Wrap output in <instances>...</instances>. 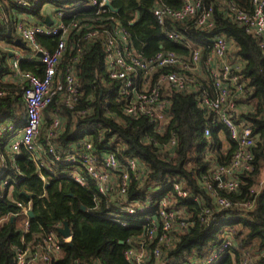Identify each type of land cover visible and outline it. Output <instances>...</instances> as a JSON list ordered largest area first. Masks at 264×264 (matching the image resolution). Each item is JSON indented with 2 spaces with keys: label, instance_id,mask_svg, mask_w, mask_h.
I'll return each instance as SVG.
<instances>
[{
  "label": "trees",
  "instance_id": "1",
  "mask_svg": "<svg viewBox=\"0 0 264 264\" xmlns=\"http://www.w3.org/2000/svg\"><path fill=\"white\" fill-rule=\"evenodd\" d=\"M74 1L88 3V0H42L22 8L9 0H0V42L24 54L30 53L17 35V18L26 16L29 24H43L48 15L42 11L46 4L56 9L65 7L68 11ZM110 1L118 12L108 8L106 14L96 16L90 9H85L79 11L77 17L75 13H66L63 20L67 24L77 21L93 31L99 25L106 24L109 18H115L131 33L134 49L144 58L149 59L160 51L188 54L184 46L165 38L153 17L152 9L160 0ZM161 1L173 9L180 8L182 4L181 0ZM202 1L205 7L213 8L215 25L212 30L197 34L208 43L215 36L231 39L236 45L233 55L244 63L241 75L245 93L236 99L238 123L252 129L255 145L252 148V170L239 174L237 191L218 189L217 182L213 180V166H228L237 146L222 124L212 123V115L198 107L195 94H172L169 125L163 134H157L156 126L147 118H131L124 114V101L118 92L120 84L108 79L100 41L92 39L83 42L88 33L74 30L61 60V68L65 70L72 64L78 49L73 41L87 49L76 64L79 100L73 109H68L58 96L53 99L43 112L39 142L45 146L46 131L53 115L64 119V131L54 140L59 155H65L75 147L77 150L82 149L79 145L82 139L97 141L100 131H105L101 134L102 142H96L95 149L98 152L118 150L119 157L134 158L151 172L143 185L132 181L127 193L128 201L144 204L150 200L152 203L146 213L138 212L135 216L123 213L122 219L129 223L128 227H123L111 216L121 207L118 197L115 198L116 193L109 196L100 194L94 180L82 170L87 185L80 186L69 178L70 170L75 169L69 165H58L53 172L43 169L44 182L26 151L22 150L18 157L13 156L11 143L7 141L0 145V220L17 214L18 203H31L34 218L30 219L27 234L22 232L21 217L12 218L13 221L9 218L0 223V264H14L16 247L21 246L23 237L26 242L36 245L51 231L58 232L65 222L69 223L72 236L67 241L58 232L61 256L49 263L39 264H132L126 260L125 252L137 247L136 242L142 238L144 227L149 223L145 218L154 215L157 210L155 205L165 198L175 201L176 208L183 210L189 225L186 231H178L177 237L173 236V244L163 246L160 259L151 256L148 264H205L221 248L226 236L233 240L232 247L216 264H241L245 258L264 264V51L259 47L258 38L226 17V2L249 9L251 0ZM171 27L182 29L181 24ZM36 40L51 53L59 41L58 38L45 36H37ZM12 59L13 56L0 49V92L3 93L0 96V131L7 129L4 138L11 136L8 129L23 127L27 119L22 99L23 84L5 79L10 73L8 64ZM19 68L20 71L36 75L42 73V67L29 55L19 62ZM210 125L213 126L212 135L207 138L204 130ZM172 133L177 135V147L169 151L158 148L156 143L167 144ZM149 137L154 140L145 142ZM47 161L52 162L53 156H48ZM205 177L213 192L228 199L234 207H217ZM6 180L7 184L3 185ZM172 182H182L189 198H179L171 187ZM194 197L198 198V202L191 200ZM243 204L252 206L246 208ZM205 209L213 212L210 218V223L214 221L212 226L200 221ZM158 246L149 244L147 248L153 251Z\"/></svg>",
  "mask_w": 264,
  "mask_h": 264
},
{
  "label": "built area",
  "instance_id": "2",
  "mask_svg": "<svg viewBox=\"0 0 264 264\" xmlns=\"http://www.w3.org/2000/svg\"><path fill=\"white\" fill-rule=\"evenodd\" d=\"M9 1L26 8L42 0ZM181 2L180 8L173 9L160 0L152 9V14L164 32L165 38L174 44L184 46L188 54L160 51L149 59L144 58L134 49L131 33L115 18L112 20L109 18L106 24L99 25L93 31L89 27L81 26L77 21L67 24L63 20L66 13H75L74 16L77 17L78 12L85 9H90L96 16H102L110 8V0H88V3L74 1L68 11L65 7L56 9L46 4L42 9L43 13L46 7L51 13L45 16L43 24H29L26 16L16 20L17 35L29 48L30 53L24 54L8 45H0L3 52L13 56L8 64L10 73L5 79L20 81L23 84L22 99L27 113L23 127L16 130L12 127L8 129L11 132L10 138H4L7 129L0 131V145L10 141V150L15 157H18L22 150L26 151L44 182L45 179L41 173L43 169L53 172L54 167L58 165H69L75 167L70 170L72 172L69 178L80 186L87 185L86 178L83 176L85 173L94 180L100 194L109 196L116 193L115 198L118 197L121 207L111 216L123 227L129 226V223L122 219L123 213L129 216H135L138 212L146 213L152 203L147 200L144 204H140L129 202L127 199L132 181L141 182L143 185L151 173L149 168L134 158L119 157L118 150L98 152L95 149L96 142H102L101 134L105 132L103 130L100 131L97 141L82 139L79 144L82 149L77 150L75 147L65 155H59L54 140L61 131H64V119L58 115H53L52 123L46 131L45 146L39 142L43 112L51 105L53 99L58 96L60 102L68 109H73L79 100L80 87L76 64L80 62L87 49L73 41L78 48L76 55L72 64L65 70L61 68V60L70 43V34L74 30L88 33L84 36L83 42L92 39L100 41L108 79L120 84L118 92L121 100L124 101V114L131 118H147L156 126L157 134H163L169 125L172 94H195L198 107L212 115V123L222 124L237 146L233 160L228 166H213V180L217 182L218 189L236 192L240 184L239 174L252 170L251 162L254 158L252 148L255 145V139L248 125L238 123L239 109L236 104V99L245 93V84L243 75H241L244 63L233 55L236 45L231 39L225 36H215L208 43L205 38L197 34V32L213 29L215 20L212 7H205L202 0H181ZM224 5L227 9L226 17L245 28L248 34L258 38L259 47L264 51V0H251L249 9L241 8L232 2H226ZM47 19L50 24L45 22ZM177 24H181L182 29L171 27ZM37 36L58 38L55 51L51 53L44 50L37 43ZM27 55L30 59L34 57L42 67L40 75L20 71L19 62L26 59ZM1 95L3 93L0 92ZM212 130V125L206 127L205 137L210 138ZM153 140L149 137L145 139V142L150 143ZM156 145L165 151L173 150L178 145L177 135L172 133L167 144L156 143ZM50 155L53 156L52 162L47 161ZM205 180L211 197L215 199L219 209L234 207L228 199L219 197L213 192L207 177ZM6 184L7 180L3 185ZM171 187L179 198H189L182 182H172ZM115 189H117L116 192ZM191 200L198 202L197 197ZM155 206L157 210L154 215L145 218L149 223L144 227L142 238L136 242L137 247H131L125 252V258L129 263L148 264L151 256L160 259L163 255V246L168 247L173 244V236L177 237L178 231H186L188 228V218L183 210L176 208L175 201L165 198ZM243 206L250 208L252 204H243ZM18 207L17 214L0 220V223L9 218L21 217L22 232L27 234L30 229L29 213L33 211L32 204L18 203ZM203 213L204 215L200 218L201 223L205 225L209 223L208 226H212L214 221L210 223V218L213 212L205 209ZM63 228L59 227L58 232ZM58 232L51 231L36 245L26 242L23 237L21 246L16 247L14 264L49 263L52 259L59 258L62 254V247ZM64 239L70 240V238ZM149 244L159 246L153 251H148ZM222 244L221 248L216 250L205 264H216L224 256L226 250L232 247L233 240L226 236ZM78 264L100 263L81 262ZM241 264L259 263L245 258Z\"/></svg>",
  "mask_w": 264,
  "mask_h": 264
},
{
  "label": "water",
  "instance_id": "3",
  "mask_svg": "<svg viewBox=\"0 0 264 264\" xmlns=\"http://www.w3.org/2000/svg\"><path fill=\"white\" fill-rule=\"evenodd\" d=\"M109 7H110V9L113 10L114 12H118V10L114 9L113 6L109 5ZM45 22H46L47 24H50V22H49L48 19H47ZM18 43H20V42H18ZM39 56L41 57L42 55L40 54ZM29 217H30V219H33V218H34V213H33V211H31V212L29 213ZM12 221H13V219H12ZM59 233H60L64 238H67V239L71 238V236H72V231H71V228H70V225H69L68 222H65V223H64V228L61 229V230L59 231Z\"/></svg>",
  "mask_w": 264,
  "mask_h": 264
},
{
  "label": "crops",
  "instance_id": "4",
  "mask_svg": "<svg viewBox=\"0 0 264 264\" xmlns=\"http://www.w3.org/2000/svg\"><path fill=\"white\" fill-rule=\"evenodd\" d=\"M44 12L47 13V14L51 13V11L48 9V7H46V9H44ZM11 56H12V54H11Z\"/></svg>",
  "mask_w": 264,
  "mask_h": 264
},
{
  "label": "rangeland",
  "instance_id": "5",
  "mask_svg": "<svg viewBox=\"0 0 264 264\" xmlns=\"http://www.w3.org/2000/svg\"><path fill=\"white\" fill-rule=\"evenodd\" d=\"M0 45H3V44L0 42Z\"/></svg>",
  "mask_w": 264,
  "mask_h": 264
}]
</instances>
